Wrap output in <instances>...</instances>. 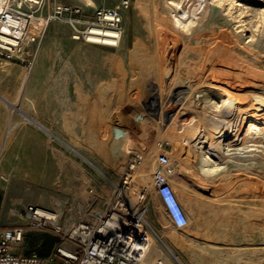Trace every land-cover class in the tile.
Here are the masks:
<instances>
[{"label":"rangeland","instance_id":"rangeland-1","mask_svg":"<svg viewBox=\"0 0 264 264\" xmlns=\"http://www.w3.org/2000/svg\"><path fill=\"white\" fill-rule=\"evenodd\" d=\"M121 1L39 0L32 7L25 4L22 8L25 16L43 17L44 24L36 33H30V39L21 40L16 51L0 47V59L9 61L5 70L0 66V107L4 114L8 113L4 127L11 124L13 130H23L26 136L22 140H32L38 145L34 156L39 161V183L22 185L18 190L26 197L22 201L23 210L15 212L23 218L19 225L24 230L34 229L24 213L31 204L56 212L61 225L99 211L117 212L121 216V212H143L150 226L149 235L154 238L144 258L147 263L165 256L171 264H264L263 147L258 151L249 144L250 150L245 144L240 150L244 155H231L234 159H228L230 155L221 151L210 150V155L206 153L212 156L217 168L215 173L204 175L199 169V157L207 150L203 144L193 141L184 149V144H176L178 141L161 138L151 146L159 149L151 169V186L146 188L131 181V186H125L120 193L114 183L123 181L125 173L134 172L133 164L139 163L141 157L130 152L129 159L117 162L109 156L115 125L128 129L138 146L150 145L146 138H154V129L148 124L149 120L140 121L137 115L143 106L151 105L159 80H166L164 92L167 89L166 92H173L178 85L191 86L195 91L190 100L193 108H189L184 117L189 121L193 114L194 118L201 116L209 129L226 130L227 126H223L227 125L226 118H240V114L222 105V95L201 86L202 80L218 84L223 80H230L231 84L234 81L232 89L243 92L247 99L243 107L254 105L264 109V102L260 101L264 99V0H210L206 11L204 0H176L190 11L184 15L187 24L180 25L174 22L168 0H128L121 11L120 37L115 46L75 38L68 15L53 13L59 4L76 6L81 9L83 18L88 19L96 8L112 7ZM144 65L148 66L146 75ZM6 68L10 69L9 74ZM148 71L152 74L147 75ZM174 104L172 98L168 99L164 108L172 111ZM103 129L107 133L104 134L106 142L100 137ZM207 132L205 140L209 139ZM27 134L33 136L27 137ZM1 146L0 143V199L12 187L6 183L11 171L2 166L6 147ZM165 150L176 154L173 159L169 157L176 178L193 179L196 188L202 187L198 190L208 198L214 197L211 202L215 208L202 209L199 199L203 195L188 187L184 191L191 200L183 203L178 195L180 189L170 180L184 212H190L188 224L182 228L172 225L154 187L152 173L158 166V156L167 154ZM178 155L185 159H182L185 164ZM138 187L144 195L139 203L142 195L133 200L128 197V193ZM115 200L121 205H116ZM27 237L37 238L31 233ZM166 246L175 254V260ZM53 258L49 259L50 264L56 259Z\"/></svg>","mask_w":264,"mask_h":264},{"label":"bare ground","instance_id":"bare-ground-1","mask_svg":"<svg viewBox=\"0 0 264 264\" xmlns=\"http://www.w3.org/2000/svg\"><path fill=\"white\" fill-rule=\"evenodd\" d=\"M209 1L210 0H204L203 1V3H204V7L203 8L205 9V11H206L207 7L209 6ZM167 2H168V5H170V7L172 9L174 22L177 23V24H179V25L182 24V23H186V21L188 19H186L184 17V15H185V13H189L190 11L189 10H185V8L183 7V5L180 4L179 1H176V0H168ZM37 3H39V0H0V47L1 48L10 50L11 52H14V51H16L19 48L18 45H19V42L21 43V40H24V39H27L28 40V39H30L31 38V34L30 33H36L40 29V26L42 24H44V21H45V19L43 17H39V16L37 17V16H35L33 14L30 17H26L27 15L25 16V13L22 12V8H23V6L25 4L32 7V6L37 5ZM210 8H212V7H210ZM29 12H30V10H29ZM153 15H154V12H153ZM159 17H160V14H159ZM151 18H152V16H151ZM151 22H153V21H151ZM151 24H153V23H151ZM94 32H96L97 34H100L101 35L100 38H99V41L101 43H103V44H105L107 42H110L108 40L109 39L108 36H112L114 34L110 29H108L106 27H102V28L101 27H97V30H95ZM161 33L159 31V34H161ZM119 37H120V33H117V39H116L117 42L115 41L116 42V45L118 44ZM166 38H168V37H166ZM161 45H159V47ZM164 45H163V47L165 48ZM220 55H219V57H220ZM222 56H223V54H222ZM147 58L149 59L150 57H147ZM220 58H222V57H220ZM217 59H219V58H217ZM224 59H226V58H224ZM151 60H153V59H151ZM230 60H231V58H230ZM221 61H222V59H221ZM146 62L147 61H145V63ZM158 62H159V60H158ZM217 62L220 63V61H217ZM225 63H226V61H225ZM8 64H9V61H6L5 59H0V66L3 68L2 70H5L4 67L6 65H8ZM212 64H215V63H212ZM147 65H149V62H148ZM147 65H144L145 66L144 67L145 68L144 75H146L145 72H147L146 71V69H147L146 67H148ZM140 67L141 66H139L138 69H140ZM162 67L164 68V72H165V70H166L165 67L163 65H162ZM242 67H244V65ZM150 68H152V67H150ZM233 68H236V67H233ZM6 69L8 70L7 71V74H9L10 73V69L9 68H6ZM135 70H137V68H135ZM143 70L140 71L141 73L139 72L141 75H143V73H142ZM216 70H218V69H216ZM161 71H163V70L161 69ZM229 71H231V70H229ZM232 71H234V70H232ZM137 72H138V70H137ZM239 72H240V70H239ZM139 73H138V75H139ZM149 73L152 74V72H149L148 71L147 75H149ZM172 73H175V71L172 72ZM177 73H178V71H177ZM210 73H206V74H210ZM218 73H219V71H218ZM243 73L244 74H247V73H245V71ZM251 73H252V71H251ZM212 74L214 75V73H212ZM135 75H136V73H135ZM141 75L138 76V79H140L142 81V79L140 77ZM223 75L225 76V74H223ZM239 75L241 76L242 73L240 72ZM176 76L175 77L173 76L174 79L176 78ZM210 76H212V75H210ZM216 76H213V77H216ZM220 76H221V74H220ZM226 76H227V74H226ZM228 76H229V74H228ZM197 77H198V75H197ZM250 77H252V76H250ZM145 78L146 77H144V80H145ZM224 79H225V77H224ZM170 80H172V79H170ZM197 80H198V78H197ZM145 81H143V82H145ZM159 81L160 82H156V84H155L156 85V88H155L156 92L154 93L155 94V97H154L153 101L150 102V104L152 106L150 105L149 107H146V106L144 107L142 105L143 106V108H141L142 111H141V113L139 115H137L138 118L140 119V121H143L144 122L145 120H149L148 121L149 122L148 124H150L151 128L154 129V131H153V132H155L154 138H151L152 136L151 137L148 136L151 139H148V138L144 137V138H146L148 140V142H149L148 145L149 144L150 145L149 146L147 145L148 147H146V146H140V145L138 146V144L134 141V139L130 135V131L128 129L122 128L120 126L115 125V129L112 131V139H111V141H112L111 142V147L112 148L110 150L109 156L111 155L112 157H114L117 160V162H123V160H125V159L127 160V158L129 159L130 152H136L141 157V161L139 163L133 164V168L135 169L134 172H132V173H125L126 174V177H125V179L123 181L114 183L115 186L117 187V193L123 192V188L125 186H127V187L131 186V181H134L136 183H139L140 185H143L146 188H149L151 186V176H150L151 175V169H153L154 161H155V158L157 157L156 155L159 152V149H158L157 146H154V148L151 147V146L152 145H155L156 143H158L161 140V138H165V139H168V140L178 141L176 144H178V143L184 144L185 145L184 149L186 147L188 148V146H191V144H192L193 141H196L197 143L203 144L204 145L203 147H206L207 150L206 151H203L202 154H201V157H199L200 158L199 169L202 172V174H204V175H210V174H212L216 170V168H217V165L215 166L214 163H212V160H211V157L212 156L211 157L209 156L210 155V153H209L210 150H211V152L213 150H215V151H217V153L221 151V152H223L225 154H228L230 156L232 155L233 157H236V156H240L241 155V151H242L241 149L244 147L243 145H245V144H247L248 146L250 144V146H252V148H257V150H258V148H260V149L262 147L264 148V112H263L264 109L263 108L260 109L259 107H256V106L253 107L254 106L253 104H252L253 105L252 107H243L242 106V103H244V101L247 100V99H246L245 96H243V94H242L243 92H240L239 90H236V89H232L234 87H232L231 85H234L233 84L234 81L232 82V84L230 83V80L229 81H227V80H223L222 81L221 80L222 81L221 84H218V83H205L203 80H202V82H200V85L201 86L202 85L203 86H208L209 87L208 89H210V91H212V92H218V93H220L222 95V105H224L226 107H230L238 115L240 114V118H238L236 116L235 117L233 116L231 118L229 116V118H226L225 123H227V125H223V126H227V127H225L226 130L221 129V127L220 128L209 129L207 127L205 121L203 120V118L201 116H198L197 118H194L193 117L194 114L192 115V117L188 121L187 118L184 117V116H187V113L189 112L187 110H189V108H193V105L191 104L192 102L190 100H192L191 99V96L193 95V92L195 93V91L190 88L191 86L190 87H186L185 86L186 84H185L184 86L183 85L182 86H179L178 85L177 87L174 86L175 88H174V91L173 92L171 90H169L170 92H166L168 89L164 92L163 91V86H164L163 82H166V80H164V81L159 80ZM167 82H169V81H167ZM170 83H171V81H170ZM174 84L177 85L176 83H174ZM235 84H237V83H235ZM153 86L154 85H152V87ZM150 90H152V89H150ZM250 97L251 96H249V98ZM171 98H172V100H174V103L176 104V107L174 109H172V111H168L164 107H165V104H166L167 100L168 99H171ZM248 100H250V99H248ZM257 100H259V99H257ZM260 101L261 102H264V99H261L260 98ZM193 102H195V101L193 100ZM144 104H148V103L144 102ZM256 105H258V104H256ZM167 106H169V105H167ZM168 108L170 109L171 107H168ZM224 108L222 110H224ZM198 112H199V110H198ZM224 112L226 113V111H224ZM229 112H230V110H229ZM216 113H217V111H216ZM203 114H205V113H203ZM212 114L214 115V113H212ZM244 114H245V116L242 117V115H244ZM209 115H211V114H209ZM224 115H226V114H224ZM188 116H189V114H188ZM219 116H221V114ZM219 116H216L217 117V120H219L218 119ZM184 118H186V120L188 121L187 123H184L186 120H184V122L181 121ZM213 118H215V117L213 116ZM222 119H225V118H222ZM222 119L220 118V120H222ZM209 121H211V119ZM11 123H13V121ZM219 123L221 124L222 121L221 122L219 121ZM213 124H215V126H216V123L215 122ZM142 126L143 125H141V128H142ZM145 126L147 127V124ZM2 128L4 129L5 127H2ZM103 128H105V127H103ZM5 129L8 130V131H10V130L13 129V125H11V124L10 125H7ZM205 129L208 131L207 132L208 135H209V139L208 140H205V137H206L205 136V132H206ZM149 131H150V129H149ZM149 131H148V133H149ZM104 134H107V133H105V129H103L102 134L100 136L102 142H106L107 141V139L105 141ZM147 135H145V136H147ZM106 138H107V136H106ZM238 141H240V142H238ZM5 142H3V143H5ZM237 143H241L242 145L240 144L241 146H235V144H237ZM250 146H249V148H250V150H252ZM165 152L169 155V157L171 159H173L175 157V155H176L175 153H172L170 151H166L165 150ZM206 152H208L209 155ZM262 152L264 153V151H262ZM260 153H261V151H260ZM214 154H216V153H214ZM223 155H221V156L223 157ZM243 155L244 154H242L241 156H243ZM230 156H228V159L229 158H233L232 156L231 157ZM104 157H105V155H104ZM178 157L180 158V160L183 159V157L181 155H178ZM105 158H108V157H105ZM183 160H185V159H183ZM183 160H182V163L185 164V161H183ZM220 160H221V157H220ZM174 172L171 175L170 180L173 181V184H176L175 187L177 189L178 188L180 189V192H179L178 195H179V199L181 201H183V203L184 202L187 203V201L189 202L191 200L189 197H187L185 195V191H184L186 188L189 187V188H192L194 190H197L199 194L203 195L204 198L202 197V198L199 199V201L201 202V204H199V205H200V207L202 209L208 210V209L212 208L211 210H213L215 208L213 202H211L214 199L213 196H209V198H210L209 199L207 195H205L203 192H201L200 190H198V188H200L202 190V187L199 186V187L196 188V186H194L195 181L193 179H189L188 181L187 180L185 181V180H183L182 177H177L176 178L174 176L175 175ZM190 177H192V176H190ZM192 178H194V177H192ZM139 190H140L139 187H138V190L135 189V188L132 189L131 192L128 193V197L130 196L129 199L130 200H133V199H135V197L140 198L141 195H142V193ZM217 201H218V198H217ZM108 202H110V201H108ZM115 202H117V200H115ZM115 204H117V203H115ZM36 209H37V211L40 214L47 213V210H43L42 208L36 207ZM106 213L107 212H104V211H99L98 212V214L102 215V217H105V220L103 221V224H104L105 227H108V226L110 227L111 226L112 228H114L115 231H120L122 228H124L125 226H127V222L125 221V218L122 217L121 215H119L117 212H109V214H106ZM186 214L189 217L190 212H186ZM160 218H163V217L160 216ZM110 233H113V230L112 229H111ZM154 234L156 235V238H159V235H157L156 233H154ZM153 242H154V238L149 235L148 236V247ZM166 249L169 250V248L167 246H166ZM169 252L172 255L173 259L175 260V257H176L175 254H173V252L170 251V250H169Z\"/></svg>","mask_w":264,"mask_h":264},{"label":"built area","instance_id":"built-area-1","mask_svg":"<svg viewBox=\"0 0 264 264\" xmlns=\"http://www.w3.org/2000/svg\"><path fill=\"white\" fill-rule=\"evenodd\" d=\"M127 5L128 0H122L112 7L96 8L88 19L83 18L81 9L76 6L59 4L53 13L67 14L73 26V36L89 42L101 43V35L94 32L97 27L110 29L114 34L108 36L110 42L105 45L115 46L117 33H120L121 11ZM80 22L83 24L80 25ZM157 162L158 166L152 173L156 194L172 225L182 228L188 224V217L170 182L174 172L171 159L167 154H160ZM116 203L118 205L119 201ZM24 213L34 229L50 230L59 235V241L54 246V256L60 259L61 264H170L165 256L157 257L149 263L144 260L149 248L150 226L143 212H121L127 226L120 231H115L111 226L105 227V217L98 212L81 220H69L62 225L56 212L40 214L32 204L26 206ZM111 229L113 233H110ZM24 237L25 230L21 226L6 228L0 225V264H47L51 258L16 252Z\"/></svg>","mask_w":264,"mask_h":264},{"label":"crops","instance_id":"crops-1","mask_svg":"<svg viewBox=\"0 0 264 264\" xmlns=\"http://www.w3.org/2000/svg\"><path fill=\"white\" fill-rule=\"evenodd\" d=\"M3 111L4 109L0 107V143L2 144V148L6 147V156L2 166L11 171V176L8 177L9 181L6 183L12 187L0 199V225L11 228L21 226L23 222V218L17 216L15 213L22 209L24 205L22 201L26 200V197H23L18 191L20 186L39 183V175L37 172L39 169V161L34 156L38 153V145L34 144L32 140H22V137L26 136L23 130L12 129L8 131L5 128L3 129L2 127H4L8 115V113L4 114ZM27 135V137L33 136L31 134ZM25 233L36 235L37 238L32 240L27 237L29 234L27 236L25 235L27 239L23 240V243L17 248V253H35L39 257L46 259H52L54 257L56 259L53 258L54 261L52 264H61L60 259L54 256V246L59 241V235L57 233L50 230L42 231L32 228H26ZM47 264L50 263L47 262Z\"/></svg>","mask_w":264,"mask_h":264}]
</instances>
